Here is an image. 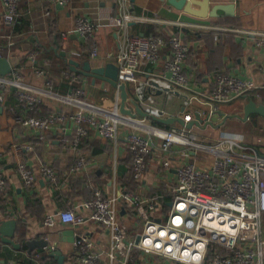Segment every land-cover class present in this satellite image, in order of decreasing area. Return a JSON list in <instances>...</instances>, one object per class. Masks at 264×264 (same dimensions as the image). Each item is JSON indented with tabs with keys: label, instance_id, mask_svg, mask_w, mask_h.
Here are the masks:
<instances>
[{
	"label": "crops",
	"instance_id": "0c3cea01",
	"mask_svg": "<svg viewBox=\"0 0 264 264\" xmlns=\"http://www.w3.org/2000/svg\"><path fill=\"white\" fill-rule=\"evenodd\" d=\"M208 3L209 8L231 4L233 15L227 16L219 10L218 17L201 18L174 8L168 0H128L126 5L118 0H69L65 6L48 0H19L18 19L13 26H8L2 19L0 0V54L7 58L12 71L21 74L23 83L30 89L41 90L47 81L54 92L61 95L81 88L85 93L84 100L94 107L106 112L118 109L125 116L138 118L131 83L117 81L118 85H125L127 101L122 104L121 91L106 79L80 74L81 80L73 81L74 74L79 73L72 72L66 58L60 54L65 52L80 64L88 62L91 68H104L111 64L116 67L115 56L126 44V39L141 42L152 34L165 38L177 36L189 47L183 68L193 88L203 90L211 87L215 74L224 72L253 81L257 86L256 92L264 98V49L254 45L255 38L264 36V0H208ZM191 8L199 9L195 5ZM81 15L96 25L92 41L97 44V57L90 56L92 41L84 40L76 31L75 20ZM116 19L122 20L124 26L117 25ZM73 51L81 52L82 56L74 57ZM163 56H170L169 47L163 50ZM159 66L147 65L144 69L146 72L160 70ZM36 69L44 71V75L36 76ZM137 77L147 78L143 74ZM253 94L251 92L232 103L219 105L211 116L217 127H209L222 129L228 121L226 119L223 124L225 116L242 115L243 106L250 99L260 104ZM154 97V105L163 112V119L182 117L179 96L155 94ZM70 109L61 101L44 98L35 112H29L18 106L12 91L0 107V152L7 180L5 191L0 195V223L16 221L14 242L20 245L19 250H15L0 239V264H57L56 259L49 255L52 252L63 255L64 264H80L74 256V241L80 228L92 242L100 264H122L113 249L111 231L91 222L89 213L82 209L83 202L92 196V187H100L108 194L112 199L114 219L126 225L131 233L141 226V222L127 204V209L124 208L125 202L121 198L124 192L154 199L156 205L152 216L160 217L170 206L167 191L175 183L176 169L188 162H194L201 168L212 162V157L206 154L199 153L196 160L193 153L182 156L183 149L176 146L173 153L167 154L170 164L165 166L167 155L154 150L147 158L144 177L135 181L125 144L128 127L118 126L114 139L100 138L94 130H89L79 150L73 153L59 140L62 133H71L70 123L51 129L43 140L38 139L33 129L22 125L21 118L43 116L51 111L69 112ZM193 111H204L203 116L208 113L199 107ZM147 119L153 125L167 127ZM199 129L194 126L192 132L196 138L204 140L196 133ZM220 134V137H238L264 154V141H244L242 136L226 134L224 130ZM79 156L86 159L87 166L71 174L70 167ZM20 162L36 175V181L30 187L23 184L18 174ZM44 166L54 171V183H48L41 175L40 169ZM66 209L86 216L79 229L59 220V213ZM47 217H52L51 224H46ZM29 240H45L48 247H37L28 255L25 242ZM131 264H168V261L156 254L133 251Z\"/></svg>",
	"mask_w": 264,
	"mask_h": 264
},
{
	"label": "built area",
	"instance_id": "2783aa9c",
	"mask_svg": "<svg viewBox=\"0 0 264 264\" xmlns=\"http://www.w3.org/2000/svg\"><path fill=\"white\" fill-rule=\"evenodd\" d=\"M48 1L60 6L69 3V0ZM118 1L122 5L128 3V0ZM1 3L3 22L13 26L19 16V0H1ZM116 23L124 26L122 20L116 19ZM75 28L84 40L92 41L96 31L94 22L81 15L75 20ZM125 41L115 56L117 81L132 84L135 101L148 116L163 117V112L154 105L155 94L179 96L184 123L193 120L195 113L211 119L219 105L232 103L251 92L260 104H264L253 81L224 72L215 74L211 87L193 88L183 68L189 47L177 36L149 35L141 42ZM254 45L264 49V36L255 38ZM166 47L170 51L168 58L163 56ZM71 54L77 58L82 56L79 51ZM90 56H98L94 41L90 45ZM159 64L160 70L146 72L144 69L147 65ZM34 72L36 76L44 75L42 70ZM139 74L147 78L139 79ZM81 78L80 74H74L73 81ZM11 91L18 106L29 112H35L44 98L68 105L69 112L51 111L43 116L21 118V121L23 126L33 129L40 140L51 129L70 123L71 133H62L59 140L73 153L79 150L89 130H94L100 138L114 139L118 126L130 128L125 144L130 155L131 174L138 181L144 177L147 158L154 150L167 155L179 146L183 149L182 156L193 153L196 160L200 153L212 157L207 167L188 162L176 169L175 183L167 191L170 206L160 217L152 216L156 205L154 199L124 192L121 195L123 202L141 222V226L131 233L126 225L114 219L112 199L108 194L100 187H92V196L83 202L82 209L89 213L91 222L111 231L113 249L122 264H131L133 251L156 254L168 264H264V154L259 148L228 135L208 143L196 138L192 129L184 125L160 127L151 124L147 118L125 116L118 109L100 110L84 100L85 93L81 88L61 95L54 92L47 81L41 90L30 89L18 71L0 76V107ZM195 107L205 108L208 113L203 116L204 111L194 112ZM168 156L165 166L170 164ZM86 166V159L79 156L70 167V173L76 174ZM17 171L25 186L30 187L36 181L34 171L25 163L20 162ZM40 173L48 183L55 182V173L49 167H42ZM6 183L0 152V195L5 191ZM85 217L70 209L59 213L62 223L75 225L78 229L85 223ZM52 222V217L46 218V224ZM74 256L80 264H100L92 242L81 228L76 233Z\"/></svg>",
	"mask_w": 264,
	"mask_h": 264
},
{
	"label": "water",
	"instance_id": "95a60500",
	"mask_svg": "<svg viewBox=\"0 0 264 264\" xmlns=\"http://www.w3.org/2000/svg\"><path fill=\"white\" fill-rule=\"evenodd\" d=\"M168 3L172 5L174 8L178 10H183L184 12L197 16V17H218L217 11L222 10L225 15L232 16L233 14V6L231 4L228 5H216L209 8L208 0H168ZM191 5L198 6L199 9L195 10L191 8ZM63 57L66 58L67 64L72 72L79 73L83 76H92L94 78L101 77L102 79H106L112 85L119 88L121 91V101L122 104L127 101V95L125 92V85L117 83V75L118 71L115 66L108 65L104 68H91L88 62H84L82 64L78 63L74 59L70 58L69 55H66L65 52H61ZM12 72V67L7 60V58L3 57L0 54V76H8ZM133 104L135 107V114H137L140 118H150L154 122L163 124L165 126L173 125L175 123L180 124L181 126H185L188 129H192L194 126L200 129H205L207 126L210 127H217L211 119L202 118L199 113L194 114V119L188 123H184L182 118H155L148 116L145 112L141 110L138 103L133 100ZM251 116H258L264 118V104H259L250 99L244 106L241 114H231L225 116L223 120V124L226 119H238L246 122L250 119ZM221 124V125H223ZM15 227L16 221L15 220H5L0 223V239L2 243L5 245L11 246L15 250H19L20 245L14 242V235H15ZM25 246L27 247V254H32L33 250L37 247L46 248L48 247V242L45 240H38L33 241L29 240L25 242ZM51 257L55 258L57 264H64V256L61 255L59 252H52L49 254Z\"/></svg>",
	"mask_w": 264,
	"mask_h": 264
},
{
	"label": "rangeland",
	"instance_id": "374dc122",
	"mask_svg": "<svg viewBox=\"0 0 264 264\" xmlns=\"http://www.w3.org/2000/svg\"><path fill=\"white\" fill-rule=\"evenodd\" d=\"M221 130H224L226 134L242 136L244 141H247L248 139H256L260 142L264 141V120L258 117L255 118L254 122L251 120L243 122L242 120L228 119L222 129H214L208 126L204 130H197L196 133L200 134L204 140L208 141V143H212L211 141L220 138ZM262 227L264 236V215L262 219Z\"/></svg>",
	"mask_w": 264,
	"mask_h": 264
},
{
	"label": "trees",
	"instance_id": "16d2710c",
	"mask_svg": "<svg viewBox=\"0 0 264 264\" xmlns=\"http://www.w3.org/2000/svg\"><path fill=\"white\" fill-rule=\"evenodd\" d=\"M153 36H159V37H162L161 35H158V34H152ZM163 38H165V37H163ZM168 38V37H167ZM250 120L251 121H255V116H252L251 118H250ZM132 178H133V175H132ZM134 179V178H133ZM135 181H138V180H136V179H134ZM2 195V194H1ZM124 204V208L125 209H127V206H126V204L125 203H123Z\"/></svg>",
	"mask_w": 264,
	"mask_h": 264
}]
</instances>
